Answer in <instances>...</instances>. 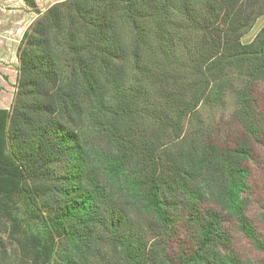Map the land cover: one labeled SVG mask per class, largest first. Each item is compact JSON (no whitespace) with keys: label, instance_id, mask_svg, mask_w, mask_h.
Segmentation results:
<instances>
[{"label":"trees","instance_id":"trees-1","mask_svg":"<svg viewBox=\"0 0 264 264\" xmlns=\"http://www.w3.org/2000/svg\"><path fill=\"white\" fill-rule=\"evenodd\" d=\"M22 1L38 16L0 108V264H250L227 221L264 254L247 213L264 24L241 40L264 0ZM231 91L220 142L197 111Z\"/></svg>","mask_w":264,"mask_h":264},{"label":"rangeland","instance_id":"rangeland-1","mask_svg":"<svg viewBox=\"0 0 264 264\" xmlns=\"http://www.w3.org/2000/svg\"><path fill=\"white\" fill-rule=\"evenodd\" d=\"M60 1L63 0H35L36 8L40 13ZM37 16V11L22 0H0V106L10 107L13 103L18 75V46L23 34L29 30ZM263 24L264 15L260 16L253 27L242 37V42L251 41ZM240 83L239 79L234 78L232 86L238 89L241 87ZM252 92L261 109L264 131V82L253 84ZM236 108L235 94L232 91L226 94L221 105L202 104L197 111L203 127L201 132L220 142L230 143L236 140L239 133V126L234 119ZM186 126L191 127V124ZM254 143L257 160L250 164L252 176L247 213L261 238L264 239V144ZM226 227L231 236L233 249L244 260L249 261L250 264H260L264 261V254L253 247L233 221H227Z\"/></svg>","mask_w":264,"mask_h":264},{"label":"crops","instance_id":"crops-1","mask_svg":"<svg viewBox=\"0 0 264 264\" xmlns=\"http://www.w3.org/2000/svg\"><path fill=\"white\" fill-rule=\"evenodd\" d=\"M0 108H6V109H7V108H9V107H5V106H0Z\"/></svg>","mask_w":264,"mask_h":264}]
</instances>
